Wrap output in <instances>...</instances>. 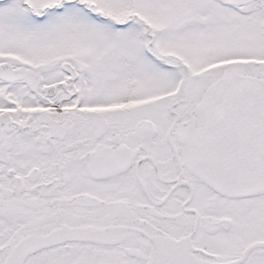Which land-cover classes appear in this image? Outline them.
Listing matches in <instances>:
<instances>
[{
    "label": "snow or ice",
    "instance_id": "obj_1",
    "mask_svg": "<svg viewBox=\"0 0 264 264\" xmlns=\"http://www.w3.org/2000/svg\"><path fill=\"white\" fill-rule=\"evenodd\" d=\"M0 264H264V0H0Z\"/></svg>",
    "mask_w": 264,
    "mask_h": 264
}]
</instances>
